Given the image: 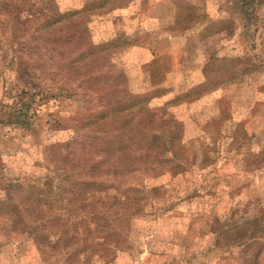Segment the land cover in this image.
Instances as JSON below:
<instances>
[{
  "label": "rangeland",
  "instance_id": "rangeland-1",
  "mask_svg": "<svg viewBox=\"0 0 264 264\" xmlns=\"http://www.w3.org/2000/svg\"><path fill=\"white\" fill-rule=\"evenodd\" d=\"M55 1L61 11L93 2ZM123 2H117L121 4L116 8L124 6ZM250 3H246L248 11L250 6L253 9L246 18L240 11H231L232 18L209 20L197 34L183 29L194 20L185 4L168 23L153 14L160 16L162 10L167 16L170 10L164 11L163 5L149 11L147 0L141 8V23L134 27L131 20L136 19L138 0L111 13L84 11L82 40L110 47L101 51L105 56L99 68L122 93L143 99L167 89L151 97L148 105L172 116L165 132L176 136L178 160L165 158L130 177L121 176L129 179L114 188L118 193L127 185L143 188L144 197L136 210L119 209L115 221L107 211L114 234L89 231L87 225L92 227L95 221L82 220L80 242L63 256L55 252L45 259L37 246L40 238L12 230L14 221L0 208V264H250L252 246L264 242V233L258 229L264 227V0H259L257 8ZM233 22L244 24L240 37L231 33ZM3 45L0 98L5 91L8 102L22 96L38 124L32 132L6 120L0 122V201L18 202L27 191L57 196V181L81 174L72 170L71 157L79 155L82 143L93 141L94 125L81 124L96 100L84 92L80 80H73L75 71L58 80L39 70L18 73ZM245 65L253 68L237 79L196 98L168 103L176 94L204 87L210 75L225 72L227 66L231 71ZM72 89V95L66 94ZM132 124L121 122L114 132L129 136ZM64 153L70 159L62 161ZM61 165L66 166V174L60 171ZM10 182L21 184L13 185L15 190L9 193ZM114 189L110 192L115 193ZM28 223L26 219L18 225ZM73 225L70 218L68 226ZM256 225L259 233L251 236ZM248 241L253 245L244 251L241 245ZM260 261L264 264V253Z\"/></svg>",
  "mask_w": 264,
  "mask_h": 264
},
{
  "label": "trees",
  "instance_id": "trees-1",
  "mask_svg": "<svg viewBox=\"0 0 264 264\" xmlns=\"http://www.w3.org/2000/svg\"><path fill=\"white\" fill-rule=\"evenodd\" d=\"M119 1L121 0H98L80 9L61 11L55 0H0V38H3L0 44L3 43L8 50L6 53L11 54L10 65L18 73L39 70L55 80L75 71L73 80H78V83L80 80L84 92L92 94V99L96 100L95 106L89 108L88 112L91 111L84 117L86 121L81 124V127L85 124L94 125L93 131L96 134L93 135V141L82 143L84 147L80 148L79 155L71 157L72 170L81 174H73L70 179L65 175L57 181V196L27 191L26 195L19 197L18 202H10L7 198L1 200L6 203L0 207L4 208L2 214L14 221L12 230L25 231L22 233L40 238L37 246L45 259H49L55 252H59L57 254L61 256L70 254L68 250L80 242L79 225L84 219L95 221L92 227L87 225L89 231L100 229L108 234L116 233L114 227L108 226L110 223L107 211L114 216L115 221L119 209L127 206L126 210L129 207L136 210L144 197L143 188L132 185L123 186V193H118L115 190L117 186L127 184L129 179L124 180L121 176L130 177L150 163L165 158L176 162L178 160L177 148L173 143L176 136L165 132V126L172 123V116L148 105L151 97L162 95L167 89L156 91L143 99L130 98L110 81V75L106 71L99 68L101 57L105 56L101 51L110 47L87 45L82 40L84 11L99 9L98 12L106 13ZM107 3L109 6L105 5ZM227 67L225 72L210 75L208 84L204 87L176 94L168 103L196 98L253 68L241 66L234 69L235 73ZM74 90H67L66 94L72 95ZM7 96L8 92L5 91L3 98H0V122L6 120L21 126L23 130L34 132L38 123L33 122L29 103L23 101L22 96L8 102L5 100ZM6 115L7 119L4 117ZM128 121L133 122L131 135L121 136L114 132L121 122ZM62 155V161L70 159L65 156L67 154ZM59 169L63 174L67 173L65 165H61ZM68 180L69 183L63 182ZM17 184L21 183L10 182L8 192H13L16 187L13 185ZM111 189L115 193H111ZM99 190L104 191V194H100ZM86 205L88 209H85ZM70 218L74 224L72 227L68 226ZM26 219L29 222L27 226L18 225V222ZM101 221H104L103 225L99 224ZM256 228L257 225L255 231L249 233L251 236L259 233L258 229H261L260 234L264 233V227ZM98 241L95 244L100 247ZM253 241L241 245L242 249L249 250ZM252 250L254 252L249 263L261 264L264 242L257 247L252 246Z\"/></svg>",
  "mask_w": 264,
  "mask_h": 264
},
{
  "label": "crops",
  "instance_id": "crops-1",
  "mask_svg": "<svg viewBox=\"0 0 264 264\" xmlns=\"http://www.w3.org/2000/svg\"><path fill=\"white\" fill-rule=\"evenodd\" d=\"M93 1H98V0H93ZM146 1L147 0H138V5H140V6L137 5L135 8V10H137L136 11V13H137L136 19L131 20L132 21L131 24H133L132 25L133 27L135 25L138 26L141 23V21H140L141 14H142L141 8H142V5H144V3ZM148 1H150V3H151L149 11L153 12V9H155V8H157L159 10L163 5H164V11H167V9L170 10L169 11L170 14L167 16L163 15V13H161L162 10L159 11L160 16L153 14V16L157 20L160 19L161 22H162V20H164L165 22L170 21V19L177 12L182 11L181 9H182L183 4H185L186 6H189V8H190V10L194 16V20L191 22V24L190 23L185 24L183 29H185L186 31H188V29L194 30V32H196V34L205 30L206 26H208L209 20L229 18L231 11H237V12L240 11V12L244 13L243 17L246 18V16L249 15L248 13L251 12V9H253V7H251L250 5L254 6L255 8H257V6H260V3L257 4L259 2V0H256V1L252 0V3H250V5H249L250 6L249 11H248V6L246 5L248 0L244 1V2H243V0H148ZM132 2H133V0H125V2H123V3H125V4L128 3L130 5V4H132ZM242 3H245V7L239 6ZM119 4H121V3H115L113 5V7L110 10H108L106 13H111L113 11H116L117 9H119L121 7H122L121 9H124L125 4H124V6L122 5L121 7L116 8ZM78 9H80V8L78 7ZM71 10H74V9H71ZM245 13H247V14H245ZM230 18H232V17H230ZM241 27L244 28V24H238L237 22H233L231 33L233 34L234 32H237V35L240 37L239 28L241 29ZM168 37H172V35L168 34ZM234 72H235V70H234ZM247 72H249V71H247ZM220 73H222V72H220ZM246 73L241 74L240 76H243ZM237 78H235V79H237ZM230 81H232V80H230ZM230 81L224 82L221 85L228 83ZM219 86H217V87H219ZM217 87H215L214 89H216ZM211 90H213V89H211Z\"/></svg>",
  "mask_w": 264,
  "mask_h": 264
}]
</instances>
